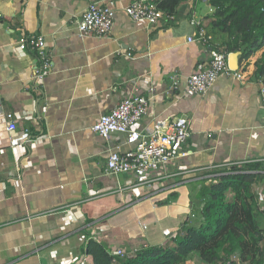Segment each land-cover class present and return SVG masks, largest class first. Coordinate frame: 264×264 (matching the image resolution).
I'll list each match as a JSON object with an SVG mask.
<instances>
[{"label":"crops","instance_id":"1","mask_svg":"<svg viewBox=\"0 0 264 264\" xmlns=\"http://www.w3.org/2000/svg\"><path fill=\"white\" fill-rule=\"evenodd\" d=\"M116 1L112 33L97 37L77 29L85 0H0L2 106L21 116L13 131L0 117V264H80L92 238L127 252L165 244L185 221L200 222L201 193L213 177L247 163H261L255 172L264 175V109L248 62L240 61L243 80L222 76L205 97L183 95L185 77L203 68L212 46L225 45L211 27L209 3L187 0L174 21L151 25L123 11L136 0ZM201 27L213 37L208 46L188 41ZM30 34L48 44L43 78L37 54L19 47ZM176 75L182 89L172 88ZM150 87L142 127L190 119L186 155L152 187L107 174L108 150L120 135L108 141L91 129L137 89L150 96ZM254 187L264 230V178ZM231 257L248 264L240 253ZM85 264H93L88 255Z\"/></svg>","mask_w":264,"mask_h":264},{"label":"built area","instance_id":"2","mask_svg":"<svg viewBox=\"0 0 264 264\" xmlns=\"http://www.w3.org/2000/svg\"><path fill=\"white\" fill-rule=\"evenodd\" d=\"M85 1H87V7L81 18L77 20L79 34L81 36H109L112 33L119 10L118 2L116 0ZM162 1L136 0L123 6L122 9L135 22L147 21L151 25H159L163 22L174 21L176 13L162 8ZM201 1L209 3L210 10L215 14L216 8L211 5V0ZM212 38L205 28L201 27L197 36H189L188 41H199L208 46ZM19 47L21 50H31L37 54L40 66L37 68L36 76L43 78L45 71L50 66L48 44L44 35H23L19 41ZM210 55V59L203 65L202 69L185 77L183 95L189 92L205 97L222 76L244 79L240 69H233L230 66V52L212 46ZM181 83L180 78L177 75L174 76L172 88L175 90L182 89ZM149 91L150 96H146L137 89L134 94L123 98L110 111L102 113L91 129L108 141L112 140L113 134L120 135L108 150L107 174H129L136 179L138 186L152 187L156 182L171 177L169 165L186 155L182 152V146L190 136V119L186 115H181L166 128L162 125L142 127L140 124L144 116L148 114L154 98V87H150ZM259 96L264 109V78L259 79ZM0 117L5 119L10 131L18 128L21 116L3 109L1 92ZM176 234L174 233L172 236ZM110 251L113 255L128 257L134 256L138 250L127 252L123 248H116ZM86 261L87 254L83 253L80 264H85ZM217 264H238L237 257H230Z\"/></svg>","mask_w":264,"mask_h":264},{"label":"trees","instance_id":"3","mask_svg":"<svg viewBox=\"0 0 264 264\" xmlns=\"http://www.w3.org/2000/svg\"><path fill=\"white\" fill-rule=\"evenodd\" d=\"M187 0H163L161 7L176 13ZM216 18L211 27L222 32L228 52L240 51L246 61L264 47V0H211ZM253 76L264 78V50L248 62ZM261 163L235 165L213 177L204 186L199 210L200 222L185 221L182 231L162 245L144 247L134 256L113 255L103 243L89 239L84 252L93 264H186L197 252L207 263L217 264L240 253L252 264L264 263V230L258 224V197L255 184L264 178ZM229 194L232 199H229ZM249 258V259H248Z\"/></svg>","mask_w":264,"mask_h":264},{"label":"rangeland","instance_id":"4","mask_svg":"<svg viewBox=\"0 0 264 264\" xmlns=\"http://www.w3.org/2000/svg\"><path fill=\"white\" fill-rule=\"evenodd\" d=\"M212 4V3H211ZM213 7H215L214 5H212ZM216 8V7H215ZM199 10H201V9H199ZM215 15V14H214ZM225 39V38H224ZM222 48V50H226L227 51V46L226 45H224V46H222L221 47ZM264 50V47L262 48V50H260V51H258V52H256L255 54H253L251 57H250V59H248V60H246V61H244L243 63H247V62H251V61H253L254 59H255V57L261 52V51H263ZM229 199H232V195L231 194H229ZM195 212L196 213H198V210L195 208ZM186 217H188V216H186ZM180 227V226H179ZM197 252H194V254H192L191 255V259H189V261H188V263L187 264H204V263H201L200 261H199V254L197 253ZM188 258V257H187ZM249 259V258H248ZM248 261V264H252V262H251V260H247Z\"/></svg>","mask_w":264,"mask_h":264},{"label":"water","instance_id":"5","mask_svg":"<svg viewBox=\"0 0 264 264\" xmlns=\"http://www.w3.org/2000/svg\"><path fill=\"white\" fill-rule=\"evenodd\" d=\"M240 51L230 52L229 63L233 69H239L240 66Z\"/></svg>","mask_w":264,"mask_h":264}]
</instances>
